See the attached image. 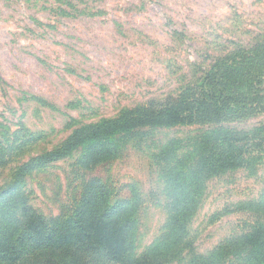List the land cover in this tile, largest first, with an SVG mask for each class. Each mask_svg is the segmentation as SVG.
Returning a JSON list of instances; mask_svg holds the SVG:
<instances>
[{"label": "rangeland", "instance_id": "rangeland-1", "mask_svg": "<svg viewBox=\"0 0 264 264\" xmlns=\"http://www.w3.org/2000/svg\"><path fill=\"white\" fill-rule=\"evenodd\" d=\"M216 69L243 70L264 97V0H0V136L16 129L22 141L0 161V185L75 132L72 151L23 177L52 225L75 227L101 197L100 210L128 219V261L176 228L165 264H186L264 224V108L223 123L259 141L251 162L201 177L213 123L82 131L174 99Z\"/></svg>", "mask_w": 264, "mask_h": 264}, {"label": "trees", "instance_id": "trees-1", "mask_svg": "<svg viewBox=\"0 0 264 264\" xmlns=\"http://www.w3.org/2000/svg\"><path fill=\"white\" fill-rule=\"evenodd\" d=\"M263 98L243 70L216 69L189 92L184 91L174 99L146 103L133 115H122L112 123L101 122L82 131L88 133L86 137L98 139L117 129L133 133L139 127L151 125L213 123L215 128L211 134L201 140L203 143L211 140L214 146L213 155L199 158L201 163L210 160L209 166L197 171L201 177L209 171L234 169L251 162V146H260L259 141L249 143L248 133L236 135L223 123L261 112ZM18 133L8 128L0 136V161L6 156L11 158L21 149ZM77 136L74 132L59 149L44 152L20 165L0 185V264H165L177 252L176 228L174 233L171 231L174 228L167 229L159 242L128 261V219L117 216L115 205L100 210L102 198L97 200L93 196L88 207L80 211L81 219L75 227L59 228L28 203L22 192L24 175L72 151L79 142ZM7 163L8 160L4 166ZM192 167L197 168H186L191 176L195 172ZM177 220L172 222L180 228ZM171 237L176 238L173 246L167 243ZM186 264H264V224L225 240L205 255H192Z\"/></svg>", "mask_w": 264, "mask_h": 264}]
</instances>
